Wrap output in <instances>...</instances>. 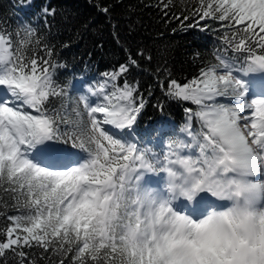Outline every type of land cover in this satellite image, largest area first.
Returning a JSON list of instances; mask_svg holds the SVG:
<instances>
[{
    "label": "snow or ice",
    "instance_id": "snow-or-ice-1",
    "mask_svg": "<svg viewBox=\"0 0 264 264\" xmlns=\"http://www.w3.org/2000/svg\"><path fill=\"white\" fill-rule=\"evenodd\" d=\"M175 18L213 22L223 47L160 82L185 113L167 141L139 127L148 101L122 81L135 59L76 98L38 29L0 27V264H264V0Z\"/></svg>",
    "mask_w": 264,
    "mask_h": 264
},
{
    "label": "trees",
    "instance_id": "trees-1",
    "mask_svg": "<svg viewBox=\"0 0 264 264\" xmlns=\"http://www.w3.org/2000/svg\"><path fill=\"white\" fill-rule=\"evenodd\" d=\"M173 3L176 6L167 9L166 16L158 0H31L23 7L21 0H0V27L15 30L23 22L38 29L54 50L53 60L66 65L56 69V79L76 98L87 94L88 87L102 83L103 73L135 59L137 64L130 66L122 81L138 84L148 101L139 127L143 130L163 125L167 135L161 139L175 140L183 137L179 130L185 122L184 106L167 101L160 82L169 72L177 80L192 78L223 45L222 30L213 22L209 21L205 30L187 28L175 18L182 9L187 14L193 0ZM45 8L54 15L45 16ZM157 104L164 105L163 112L154 107ZM0 226H6L2 220ZM39 264L49 261L41 259Z\"/></svg>",
    "mask_w": 264,
    "mask_h": 264
}]
</instances>
